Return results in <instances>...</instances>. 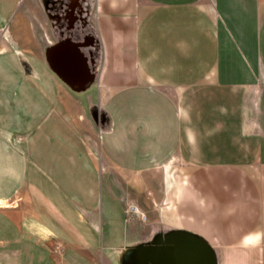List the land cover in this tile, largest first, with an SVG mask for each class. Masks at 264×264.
Masks as SVG:
<instances>
[{
  "label": "crops",
  "instance_id": "0c3cea01",
  "mask_svg": "<svg viewBox=\"0 0 264 264\" xmlns=\"http://www.w3.org/2000/svg\"><path fill=\"white\" fill-rule=\"evenodd\" d=\"M28 1L0 0V264H264V0H68L80 89Z\"/></svg>",
  "mask_w": 264,
  "mask_h": 264
},
{
  "label": "rangeland",
  "instance_id": "374dc122",
  "mask_svg": "<svg viewBox=\"0 0 264 264\" xmlns=\"http://www.w3.org/2000/svg\"><path fill=\"white\" fill-rule=\"evenodd\" d=\"M68 0H47L39 4L37 0L28 1V7L23 13L32 23L38 35L49 37L50 44L65 38L73 40L84 39L90 35L92 28L91 19H87L83 12V6L67 5ZM84 13V14H83ZM71 15L70 20L66 19ZM46 43H43L45 49Z\"/></svg>",
  "mask_w": 264,
  "mask_h": 264
},
{
  "label": "water",
  "instance_id": "95a60500",
  "mask_svg": "<svg viewBox=\"0 0 264 264\" xmlns=\"http://www.w3.org/2000/svg\"><path fill=\"white\" fill-rule=\"evenodd\" d=\"M89 44L71 38H65L49 45L45 50V56L50 67L67 84L76 89L88 84L91 75L88 71L87 56L80 47ZM81 78L76 80L75 78Z\"/></svg>",
  "mask_w": 264,
  "mask_h": 264
},
{
  "label": "built area",
  "instance_id": "2783aa9c",
  "mask_svg": "<svg viewBox=\"0 0 264 264\" xmlns=\"http://www.w3.org/2000/svg\"><path fill=\"white\" fill-rule=\"evenodd\" d=\"M124 211L128 214H135L137 213L138 214V217L139 218H143V215L142 213L139 211L138 207L132 203V202H128L126 203L125 207H124Z\"/></svg>",
  "mask_w": 264,
  "mask_h": 264
}]
</instances>
